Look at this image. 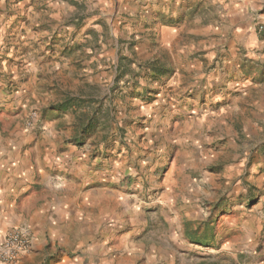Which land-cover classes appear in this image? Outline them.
I'll list each match as a JSON object with an SVG mask.
<instances>
[{"label": "rangeland", "instance_id": "obj_1", "mask_svg": "<svg viewBox=\"0 0 264 264\" xmlns=\"http://www.w3.org/2000/svg\"><path fill=\"white\" fill-rule=\"evenodd\" d=\"M0 156L11 264H264V0H0Z\"/></svg>", "mask_w": 264, "mask_h": 264}, {"label": "crops", "instance_id": "obj_2", "mask_svg": "<svg viewBox=\"0 0 264 264\" xmlns=\"http://www.w3.org/2000/svg\"><path fill=\"white\" fill-rule=\"evenodd\" d=\"M26 169H30L29 166ZM33 173L30 171V174ZM24 178L14 165L10 166L8 161L0 156V245L7 232L19 224L25 212L21 199L25 197L30 187L26 185ZM87 261L85 260L84 264L89 263ZM63 264L73 263L64 261Z\"/></svg>", "mask_w": 264, "mask_h": 264}, {"label": "built area", "instance_id": "obj_3", "mask_svg": "<svg viewBox=\"0 0 264 264\" xmlns=\"http://www.w3.org/2000/svg\"><path fill=\"white\" fill-rule=\"evenodd\" d=\"M31 245L29 233L23 228L12 229L7 232L0 245V263H14Z\"/></svg>", "mask_w": 264, "mask_h": 264}]
</instances>
